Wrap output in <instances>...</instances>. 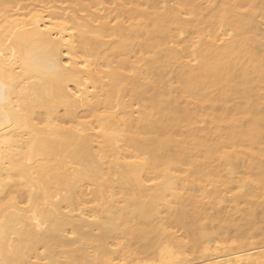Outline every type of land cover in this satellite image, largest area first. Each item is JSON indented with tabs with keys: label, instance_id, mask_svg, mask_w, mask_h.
<instances>
[{
	"label": "bare ground",
	"instance_id": "bare-ground-1",
	"mask_svg": "<svg viewBox=\"0 0 264 264\" xmlns=\"http://www.w3.org/2000/svg\"><path fill=\"white\" fill-rule=\"evenodd\" d=\"M0 52V264H264V0H0Z\"/></svg>",
	"mask_w": 264,
	"mask_h": 264
},
{
	"label": "snow or ice",
	"instance_id": "snow-or-ice-1",
	"mask_svg": "<svg viewBox=\"0 0 264 264\" xmlns=\"http://www.w3.org/2000/svg\"><path fill=\"white\" fill-rule=\"evenodd\" d=\"M2 55H4V53L3 52H0V56H2ZM15 54L13 53V56H14ZM4 91V86H2V85H0V93H2Z\"/></svg>",
	"mask_w": 264,
	"mask_h": 264
}]
</instances>
